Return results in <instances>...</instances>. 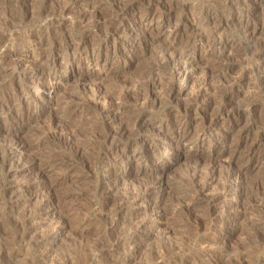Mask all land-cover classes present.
Segmentation results:
<instances>
[{
    "label": "bare ground",
    "instance_id": "6f19581e",
    "mask_svg": "<svg viewBox=\"0 0 264 264\" xmlns=\"http://www.w3.org/2000/svg\"><path fill=\"white\" fill-rule=\"evenodd\" d=\"M91 1L65 0V5L62 8H58L59 10L56 13L52 11L53 13L45 17L44 22L37 31H27L28 33L21 40L15 33H2L0 44L7 49L4 58L11 62L14 75L12 79H8L0 71V123L10 122L9 116L18 117L19 121L23 123L26 120H31L34 112H37V114L41 113V110L33 105L31 98L35 94L40 97L45 95L41 91L42 88L46 90L52 89L55 93L59 91L66 83L61 74L63 68L69 70L70 76H73V78L77 76L78 82L86 83L91 74L79 69L83 62L92 63L99 69L107 64L120 63L125 54L131 56V59L134 60L138 54V49L142 52L151 47L158 63L151 67L150 71H152L153 77L150 76L152 79L147 84L148 93L138 96L136 102L137 104L151 103L155 105L164 97L167 99L166 101L173 104L172 109L169 111V118L159 123L145 119H132L134 122L129 125L121 116L126 107L125 104L132 102L131 100L133 99L132 94L125 89L123 93H117L118 95H116V92H110L102 85H97L94 89L91 88L92 92L90 96L88 95V103L106 119L103 121L108 129L103 135V140L115 142L116 144L121 143L123 148L131 143H138L137 140L139 138L142 140V143L140 141L135 146L133 145L135 147L133 151H135V156H137L136 159L142 160V163L154 161V165H157V159L160 157L158 149L162 144L169 151L167 156H170L172 151L185 148L189 157V151L194 150L189 157L190 161L193 160L194 165L188 174V179L190 180V184H188L191 189L195 190L197 195L191 200L183 197V199L174 200L173 194H170L165 182L161 179L150 186L147 185L144 191L141 192L143 196L140 198L133 193L124 199L122 198L123 200H120L121 202L117 205V215L124 208H130L133 205L136 207L144 205L149 208L153 204L158 203V210L156 214H150L151 217L161 220V217L165 219L168 214H171L174 218L176 216L182 217L173 221L169 219L165 226L161 227V231L159 230L160 234L165 237H171L172 233L187 227H192L196 231L208 229L213 223H218L222 226L225 233H244L249 227L248 220L253 211L246 207L240 208L239 202L235 203L233 198L239 197L249 173L258 165L264 154V137L258 132L253 135L254 128L259 129L263 126L264 109H261L260 113L258 112L252 125L245 123L239 129H233V117H238L241 114V110L236 107L234 109L230 108V102L233 101L234 97L240 95H243L247 100L250 99L255 92V90H251L252 81L258 78L262 79L261 86L264 88V74L258 76L256 72L247 70L249 72H243L237 77L228 78L227 71L230 69L221 65L220 61L224 56V58L231 59L230 57L234 58L239 55L238 42L236 43L234 39H230L225 35L226 28L231 26L229 24L235 23V28L244 35L240 43L244 41L246 45H254L256 39L254 31L259 26L264 29V22L260 23L255 20L250 29L248 26V14L246 12L247 15H244V12L262 0H228L226 5L235 15L231 21L211 13L200 1L190 6L187 5V0H96L97 6H93ZM109 1H111L109 7H106L107 5L103 6ZM81 4H90L91 7L82 9L80 8ZM162 8L168 11L163 13L161 12L163 11ZM74 9H78V12L73 14L77 15V21L80 25L87 21V15H89L88 19L92 18L90 20H93L92 22L96 29L89 37L74 36L61 30V22L55 15L57 13L62 15L70 14V11ZM174 10L179 11L180 14L175 15L173 18ZM188 22L192 23V28L185 35L184 32L188 31ZM134 23H137V29H130ZM182 28L183 32H181ZM119 34L128 39L126 43L119 45L114 42ZM131 36L135 37L132 38ZM111 38H114L113 43H111ZM260 43L254 55L264 59V33L260 38ZM238 45L240 46V44ZM19 47H29L30 49L28 52L24 51L26 52L24 54L19 51ZM188 48H191L194 53L188 51ZM227 50L229 51L227 52ZM196 59L200 62L204 60L205 62H212V68L210 67L209 72L217 74L220 78H224L225 81L221 85H216L213 84L214 82L208 83L205 80L196 89L193 97L184 100L181 98V94L184 91L181 83L183 80L190 81L191 71L198 65L194 64ZM225 72L226 74H224ZM167 75L170 77L167 78ZM227 94L229 99L225 100ZM24 95L28 96L27 102L22 100ZM135 95L134 98L136 97ZM36 99H33L34 102ZM85 100L87 101V99ZM216 101H220L222 104H216L218 107L213 110L212 104ZM78 104L68 105L71 113L78 109ZM193 110H201L202 115L197 120L192 115ZM225 110H228L227 115H232L230 120L223 118L222 114H224ZM214 125H216V134L210 136L208 133ZM150 131L158 134L159 138L146 134ZM41 138L39 140L35 138L37 141L32 140L33 142H23L24 140L20 141L13 138L11 142L5 145L3 153L5 154V162L10 164L15 160L30 159L28 161L29 163L31 161L32 164L28 170H35L36 174L35 172L33 173L35 174L34 181L38 182L41 191H47V197L41 198L39 203H36L37 208L35 211L33 209L34 212H27L23 217L26 224L31 226L38 219V221L44 220L42 211L52 203L57 205V211H54V214L57 212L56 214L59 216L56 215L58 219L55 222L60 227H55L48 234H43L40 238L34 239L35 246L42 254L46 253L48 257H54V253L51 252L54 247V241L65 231L64 229L70 222L68 220L74 217L78 208L74 204L68 203L72 193H59L58 190L69 178L75 175L81 164L85 166L86 160L84 156L87 149L93 153L104 155L107 168L111 169L108 176L104 178L103 193H101L104 199H108L115 186H119L113 183L119 182L118 172L122 163L131 161V159L125 154V149L123 148L106 151L101 147H95V145L90 146L93 142L88 145L79 141L74 142L76 141L74 139L68 142L70 143V152L71 149L73 152L67 159V156H61L59 152L54 150L49 152L41 150L44 149L41 146L51 142V140ZM206 139H209L214 144H207V148H212L209 153L198 150V147L203 145ZM58 169L62 171L58 172ZM12 173L11 169L7 170L9 179L13 175ZM9 181L8 184L10 186L8 184L7 186L10 188L5 193L6 195L10 194L9 197L14 199L17 196L15 183L13 184V181ZM21 188H25L24 192L29 190L28 186L22 185ZM19 201V198L13 200L15 206L19 204ZM212 216L213 218L211 219ZM231 217H235V221L239 222L236 224L229 223ZM52 221L51 224L53 223ZM130 221L131 219L121 215L120 218L113 221V229L125 226ZM38 227L36 228L38 229ZM141 227L152 230L155 228L154 225L146 226L144 223L141 224ZM24 239L22 238L23 241ZM116 242L112 244V247H117L118 243ZM4 246L3 243L0 244V260L5 264H17L18 253L15 250H4ZM244 252H239L235 258L232 257L231 262L228 264H260L255 259H253L255 260L254 262H248L247 259L250 254ZM159 253H155L154 258L160 262L155 261L152 264H176V261H179V264L180 261L188 263L189 256L183 255L180 251L176 252V254L174 252L173 255L175 256L168 260L165 259L164 252ZM112 254H106L107 264H119L116 260H113ZM123 260L125 261H123V264H128L130 261L126 256ZM220 261L211 258L200 263L220 264ZM120 264L122 263L120 262Z\"/></svg>",
    "mask_w": 264,
    "mask_h": 264
},
{
    "label": "rangeland",
    "instance_id": "374dc122",
    "mask_svg": "<svg viewBox=\"0 0 264 264\" xmlns=\"http://www.w3.org/2000/svg\"><path fill=\"white\" fill-rule=\"evenodd\" d=\"M197 1H200L211 13L217 14L223 18L225 17L224 19L227 21H231L235 17L234 13H232L233 11H230L226 5L228 0H187V5H194ZM96 2V0L91 1L93 6H97ZM110 2L111 1L105 3L103 6L107 5L106 7H109L111 4ZM64 3L65 0H0V40L4 32L15 33L21 40L28 32L37 31L44 22L45 17L53 12L56 13L65 5ZM81 5L80 8L82 9L91 7L90 4ZM78 9L70 11V14L62 15L57 13L55 16L61 22L60 28L65 31V33L74 36L89 37L96 29L93 25V20H90L92 18L88 19L89 15H87V23L85 22L80 25L77 21V15L73 14L77 13ZM162 10L163 11H160L163 13L168 11L165 8H162ZM173 13V18L175 15L180 14L177 10H174ZM244 15H247V18H249L248 26L250 29L255 20L260 23L264 22V0L258 1L255 6L248 8V10L244 12ZM191 24V22L187 23L188 31L186 33L184 32L185 35L190 32L192 28ZM229 25V27L227 26L228 28H226L225 35L230 39H234L236 43L238 42L237 49H239V55L234 58L230 57L231 59L224 58L225 56L222 57L224 60L222 59L220 64L230 69L227 71V77L234 78L243 72L249 71L256 72L258 76H262V74H264V59L255 56L254 53L257 52L256 49L261 44L260 38L263 36L264 29H261L260 26L255 29L254 34L256 39L254 45L249 46L246 45L244 41L240 43L244 35L235 28L236 24L233 23ZM136 26L137 23H134L130 29H134ZM181 32H183V28ZM184 34L182 33V35ZM120 35L121 34L117 35L115 41L114 38H111V43H113V41L119 45L126 43L128 39ZM131 37L134 38L135 36ZM238 44H240V46ZM29 49V47H19V51L24 54L26 53L24 51L28 52ZM6 50V47L0 44V71L3 75H6L8 79H12L14 75L13 66L10 61L4 58ZM187 50L194 53L191 48ZM228 51L229 50H227V52ZM137 52L138 54L134 60L131 59V56L125 54L120 63L114 65L107 64L105 67H100L99 69L92 65V63L87 64L83 62L79 69L91 74L86 83L78 82L77 76H75L74 79L73 76H70L69 70L63 68L61 74L66 83H64L65 85L59 91L55 93L52 89L46 90L42 88L41 91L45 93V95L40 97L38 94H35V96L33 95V98H31V102L33 101V105L38 107L41 113L37 114V112H34L32 119L26 120L23 123L15 116H9L10 122L8 123H0V244L3 243V245H5L4 250H15L18 253L17 264H107V255H111V253H113V260H116L119 264L120 262L122 264L125 262L123 260L125 256L130 259L128 264H146L147 262V264H152L155 261L158 262L154 258L156 255L155 253L158 254V252H160L159 254H161L164 252V256H166L165 259L168 260L175 256L173 255L174 252L176 254V252L179 251L182 252L183 255L189 256L187 260L188 263L180 261V264L202 263L203 260L208 261L211 258L213 260H221L220 264H228L231 262L232 257L235 258L239 252L242 251L250 254V257L247 259L248 262H254L256 260L259 261L260 264H264V154L258 165L249 173L247 181L242 188L243 193L241 192L239 197L233 198L235 199V203L239 202L240 208L243 209L246 207L253 211V214L249 216V227L244 233H225L222 226L218 223H213L208 229L196 231L192 227H187L181 229V231L179 230L172 233L170 235L171 237H165L160 234L161 227H164L169 219L173 221L182 217L176 216L177 218H174L171 214H168V216L166 215L165 219L161 217L162 220L151 217V215L156 214L158 203L153 204L149 208L144 205L140 207L133 205L130 208H124L120 211V214L117 215V205L119 202L132 193L139 198L142 197L143 195L141 192L144 191L147 185L150 186L157 180L162 179L165 182L169 189L168 191L170 194H173L172 197L174 200L183 198L191 200L197 195L195 190L190 188V180L188 179V174L191 172L192 166L194 165L192 162L193 160L191 159L192 161H190L189 157L194 150L189 151V157L187 156L188 151H186L187 149L185 148L172 151L171 155L167 156L169 151L166 146L162 144L158 149L160 157L157 159V165H154V161L142 163V160L136 159L137 156H135L136 153L133 150L136 144L140 143V141L142 143L140 138L137 140L138 143H131L129 146H124V148L121 143L116 144L115 142L103 140V135H105L108 129L103 121L106 119L88 103V97L92 92L91 90L97 87V85H102L104 88L110 90V92H116V95L123 93L125 90H128L132 94V102H127L125 104L126 107L121 115L129 125L131 123L133 124L134 120L144 119L159 123L170 116L169 111L172 109L173 104L166 101L167 99L164 97L162 98L163 101L161 99L159 103L155 105L151 103L137 104V97L148 93L149 88L147 84L150 83L153 77L152 71L150 70L154 64L158 63L153 53V48L148 47L142 52L138 49ZM197 61L198 59L194 61V64L198 65L191 71L190 81L183 80L181 83L184 87L181 98L184 100L193 97L196 89L205 82V80H207L208 83L214 82L213 84L216 85H221L225 81L224 78H220L217 74H211V72H209L212 62H205V60L201 62ZM201 63L202 65H200ZM217 64L219 65V63ZM224 74H226V72ZM166 77L169 78L170 76L167 75ZM252 84L251 90H255V92L250 99L247 100L243 95H240L234 97L233 101L230 102V108L234 109L236 107L241 110V114L238 117H233V129H239L245 123L252 125L258 112L260 113L262 111L261 109H264V88L261 86L262 79L258 78L252 81ZM134 95L136 96L135 98ZM35 98L37 99L34 102L33 99ZM85 99H87V101ZM228 99L227 94L225 100ZM22 100L27 102L28 96L24 95ZM74 103H79L78 109L71 113L68 105ZM216 104L221 105L222 102L216 101L213 103V110L218 107ZM227 111L228 110L224 111V114H222L224 117H222L230 120L232 115H227ZM200 113L201 110L192 111V115L196 117V120L202 115V113ZM58 118L60 121L62 120V124L60 121L58 122ZM193 120L197 122L194 118ZM262 128H254L253 135L258 132L264 137V128L263 130ZM146 134L159 138V135L154 131L147 132ZM208 134L210 136L216 134V125L211 128ZM39 137H42L41 139L51 140L50 143L41 146V148L43 147L44 149H39L47 152L54 150L55 152H59L61 156H67V159L73 152L72 149L70 152V143H68L72 139L76 140L74 142L79 141L85 144L87 143L88 145L93 142L90 146L95 145V147H101L106 151L123 148L125 149V154L131 159V161L129 160L122 163L118 172L119 182L116 184L113 183L119 186H115L110 197L104 199L101 194L103 193L104 178L108 176L111 169L107 168L106 157H104V155L93 153L87 149L84 156L86 160L85 166L81 164L75 175L69 178L70 181L68 180L58 190L59 193H72L68 203L74 204L78 208L76 209L74 217L68 220L70 222H68L67 227L64 229L65 231L54 241V247L51 249V252L54 253V257H48L46 253L42 254L35 246L34 239L40 238L43 234H48L55 227H60L56 223L58 219V217H56L57 212L54 214V211H57V205L56 203H52L42 211V215H44L45 218L44 220L41 219L38 221V219L34 222L36 224L33 223L31 226L26 224L23 217L27 212L33 211V209L35 211L40 199L47 197V191H41L38 182L34 181L36 174L35 170H28L32 164L31 161L30 163L28 161L30 159L15 160L12 163L14 166L13 168V166H11L12 164L5 162V154L3 153L5 145L11 142L13 138L20 141L24 140L23 142H31L32 140H39ZM209 143L214 145L213 142L206 139L205 143L198 147V150L204 153L211 152L212 148H207V144ZM8 168L13 171V175L10 176V179L7 176ZM57 171L61 172L62 170L58 169ZM34 172L35 174H33ZM9 180L13 181V184L15 183L14 186L16 187L17 196L14 197V199H20L19 204L16 206L15 203H13L14 199L9 197L10 194L6 195L5 193L6 190L10 188L8 187L10 186V184H8L10 182ZM22 185L28 186V193L24 192L25 188L22 189ZM26 201L27 203H25ZM119 215H124L128 219H131V221L129 224L127 223V225L125 224V226H120L118 229L114 230L113 221L120 218ZM212 218L213 216L211 219ZM234 218L235 217H231L229 223L236 224L239 222L235 221ZM51 221L53 222L52 224ZM143 223L146 226L154 225V230L142 228L141 224ZM36 227H38V229ZM22 238H25L24 241ZM113 241H117V247H112ZM0 264L5 263L0 260ZM176 264H179V261H176Z\"/></svg>",
    "mask_w": 264,
    "mask_h": 264
}]
</instances>
